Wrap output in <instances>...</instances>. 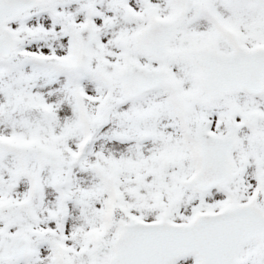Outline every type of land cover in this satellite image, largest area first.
I'll return each mask as SVG.
<instances>
[{
    "label": "snow or ice",
    "instance_id": "obj_1",
    "mask_svg": "<svg viewBox=\"0 0 264 264\" xmlns=\"http://www.w3.org/2000/svg\"><path fill=\"white\" fill-rule=\"evenodd\" d=\"M0 264H264V0H0Z\"/></svg>",
    "mask_w": 264,
    "mask_h": 264
}]
</instances>
